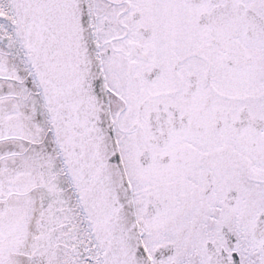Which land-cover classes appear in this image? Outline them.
<instances>
[{"label": "snow or ice", "instance_id": "6c2138e0", "mask_svg": "<svg viewBox=\"0 0 264 264\" xmlns=\"http://www.w3.org/2000/svg\"><path fill=\"white\" fill-rule=\"evenodd\" d=\"M0 264H264V0H0Z\"/></svg>", "mask_w": 264, "mask_h": 264}]
</instances>
